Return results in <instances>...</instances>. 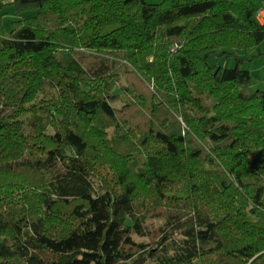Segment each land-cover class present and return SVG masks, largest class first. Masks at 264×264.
<instances>
[{
	"label": "trees",
	"instance_id": "obj_1",
	"mask_svg": "<svg viewBox=\"0 0 264 264\" xmlns=\"http://www.w3.org/2000/svg\"><path fill=\"white\" fill-rule=\"evenodd\" d=\"M10 3L0 264H264L260 6Z\"/></svg>",
	"mask_w": 264,
	"mask_h": 264
},
{
	"label": "rangeland",
	"instance_id": "obj_2",
	"mask_svg": "<svg viewBox=\"0 0 264 264\" xmlns=\"http://www.w3.org/2000/svg\"><path fill=\"white\" fill-rule=\"evenodd\" d=\"M12 0H3L4 6L0 10V16H2V22L7 28H11L12 21L17 18L16 11L14 5L10 3ZM149 3H160L163 0H147ZM254 3L258 2L259 0H252ZM1 4V6L3 5ZM242 54H245L252 58L253 60L247 59L245 63H243L244 68H248L252 74V86L254 89L261 88L264 89V41L250 50L243 51ZM211 63L216 62V58L214 56L209 58ZM220 64L224 66H235L236 61L234 59H221ZM118 93H121L122 90L120 87L116 89ZM126 96H123L120 100L114 103V106L120 107L122 106L127 100Z\"/></svg>",
	"mask_w": 264,
	"mask_h": 264
},
{
	"label": "built area",
	"instance_id": "obj_3",
	"mask_svg": "<svg viewBox=\"0 0 264 264\" xmlns=\"http://www.w3.org/2000/svg\"><path fill=\"white\" fill-rule=\"evenodd\" d=\"M258 20L264 24V0L262 2V5L259 7V10L257 12Z\"/></svg>",
	"mask_w": 264,
	"mask_h": 264
},
{
	"label": "crops",
	"instance_id": "obj_4",
	"mask_svg": "<svg viewBox=\"0 0 264 264\" xmlns=\"http://www.w3.org/2000/svg\"><path fill=\"white\" fill-rule=\"evenodd\" d=\"M2 2H3V0H0V6H1ZM262 2H263V0H259L258 2H256V4L258 6H261L262 5Z\"/></svg>",
	"mask_w": 264,
	"mask_h": 264
}]
</instances>
